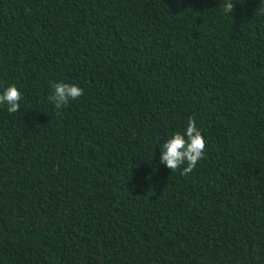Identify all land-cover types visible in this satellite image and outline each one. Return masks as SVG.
<instances>
[{
	"label": "trees",
	"instance_id": "obj_1",
	"mask_svg": "<svg viewBox=\"0 0 264 264\" xmlns=\"http://www.w3.org/2000/svg\"><path fill=\"white\" fill-rule=\"evenodd\" d=\"M9 85L0 264H264V0H0ZM189 117L183 175L159 146Z\"/></svg>",
	"mask_w": 264,
	"mask_h": 264
},
{
	"label": "clouds",
	"instance_id": "obj_2",
	"mask_svg": "<svg viewBox=\"0 0 264 264\" xmlns=\"http://www.w3.org/2000/svg\"><path fill=\"white\" fill-rule=\"evenodd\" d=\"M233 5L225 4V11ZM53 94L49 97L57 109L81 97L83 89L72 83L58 82L52 85ZM22 93L15 85L6 86L0 91V107L6 106L9 114L20 110ZM206 141L193 118L189 117L183 132H173L160 146L159 164L171 171L181 169L183 175L190 173L205 155Z\"/></svg>",
	"mask_w": 264,
	"mask_h": 264
}]
</instances>
